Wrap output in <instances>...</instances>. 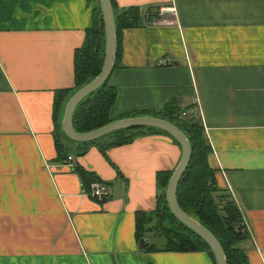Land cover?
I'll list each match as a JSON object with an SVG mask.
<instances>
[{
    "label": "crops",
    "instance_id": "1",
    "mask_svg": "<svg viewBox=\"0 0 264 264\" xmlns=\"http://www.w3.org/2000/svg\"><path fill=\"white\" fill-rule=\"evenodd\" d=\"M112 2L136 7L139 18L121 33L110 118L152 116L169 100L196 110L216 184L247 235L237 246L248 264H264V0ZM96 8V0H0V264H213L205 252L142 250L134 239L135 213L155 207L156 172L178 161L171 139L144 134L104 157L58 136L66 97L53 112L54 97L73 88L74 55ZM56 136L74 170L55 162ZM76 168L106 183L109 196L89 197Z\"/></svg>",
    "mask_w": 264,
    "mask_h": 264
},
{
    "label": "trees",
    "instance_id": "2",
    "mask_svg": "<svg viewBox=\"0 0 264 264\" xmlns=\"http://www.w3.org/2000/svg\"><path fill=\"white\" fill-rule=\"evenodd\" d=\"M109 3L113 15L116 42L114 69L119 61L121 33L124 29L137 25L139 11L136 7H129L125 11L117 10L112 0H109ZM84 39L83 44L74 55L73 88L70 91L59 90L56 92L53 112L62 98L66 97L67 99L74 91L87 84L99 73L102 63L103 31L98 8L93 12L92 23L85 31ZM108 80L76 106L71 118L75 132L86 133L115 120L110 118V109L114 104L116 92ZM186 110V108L180 109L176 101L169 100L156 113L152 114L178 128L190 144V160L175 190L176 204L183 213L197 221L216 239L223 251L226 264H248L246 256L237 246L241 240L246 238V235L242 233L243 228L240 225L238 211L226 192L218 188L216 184L215 170L211 168L208 161L210 148L199 121L192 113L185 117L180 116ZM149 133L165 135L152 128H135L116 131L106 136L104 139H109V142L105 146L98 145L99 140L78 145H94L104 155L105 150L111 146L128 144L134 138ZM58 136L62 138L60 134ZM59 141L57 136L53 139L55 162H62L67 156V148ZM72 170H74V166ZM76 172L85 187H88L92 182H98V179L89 172L79 168H76ZM170 173L171 171L156 172L155 185L158 194L155 207L149 212L135 213L134 239L142 250L174 253L201 251L207 253L213 263L206 245L191 231L179 224L165 206L163 193ZM146 236L164 241L163 247L154 249L147 246L143 242Z\"/></svg>",
    "mask_w": 264,
    "mask_h": 264
},
{
    "label": "water",
    "instance_id": "3",
    "mask_svg": "<svg viewBox=\"0 0 264 264\" xmlns=\"http://www.w3.org/2000/svg\"><path fill=\"white\" fill-rule=\"evenodd\" d=\"M96 2L103 31L101 68L91 81L64 100L57 124L58 133L62 139L74 145L95 142L116 131L135 128H152L164 133L179 149L178 161L171 170L163 193L165 206L179 224L191 231L206 245L212 256L213 264H226L223 251L216 239L197 221L183 213L176 204V186L189 163L191 154L190 144L178 128L155 116L145 115L115 119L105 126L86 133H77L72 127L71 118L78 103L108 80L114 65L116 42L111 6L109 0H96Z\"/></svg>",
    "mask_w": 264,
    "mask_h": 264
},
{
    "label": "built area",
    "instance_id": "4",
    "mask_svg": "<svg viewBox=\"0 0 264 264\" xmlns=\"http://www.w3.org/2000/svg\"><path fill=\"white\" fill-rule=\"evenodd\" d=\"M167 62H168L167 60L159 59L157 60V65L164 66L165 64H167ZM182 115L183 114H181V116ZM72 161L73 160L71 159V157L66 156L65 162L62 164H64L63 166L73 167ZM89 189L90 190L88 196L98 201L106 199L109 196L108 187L103 182H93L90 184Z\"/></svg>",
    "mask_w": 264,
    "mask_h": 264
},
{
    "label": "rangeland",
    "instance_id": "5",
    "mask_svg": "<svg viewBox=\"0 0 264 264\" xmlns=\"http://www.w3.org/2000/svg\"><path fill=\"white\" fill-rule=\"evenodd\" d=\"M195 112L197 113V111L195 110ZM195 112H193V111H186V112H184L183 113V115L181 116V117H185L186 115H188V114H190V113H192V114H194V116H196L197 117V114H195ZM153 116V115H152ZM231 202H232V200H230ZM233 203V202H232ZM233 205L235 206V204L233 203ZM236 207V206H235ZM240 225H241V220H240ZM242 227V226H241ZM234 231H236V229H234ZM242 233H243V235H246V233H245V231L242 229ZM247 236V235H246ZM239 248V247H238ZM240 249V248H239ZM241 250V249H240ZM243 252V251H242ZM244 253V252H243Z\"/></svg>",
    "mask_w": 264,
    "mask_h": 264
}]
</instances>
